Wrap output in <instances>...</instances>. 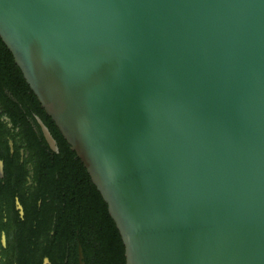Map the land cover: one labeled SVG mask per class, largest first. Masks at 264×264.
<instances>
[{
	"label": "water",
	"instance_id": "1",
	"mask_svg": "<svg viewBox=\"0 0 264 264\" xmlns=\"http://www.w3.org/2000/svg\"><path fill=\"white\" fill-rule=\"evenodd\" d=\"M0 40L124 264H264V0H0Z\"/></svg>",
	"mask_w": 264,
	"mask_h": 264
},
{
	"label": "trees",
	"instance_id": "2",
	"mask_svg": "<svg viewBox=\"0 0 264 264\" xmlns=\"http://www.w3.org/2000/svg\"><path fill=\"white\" fill-rule=\"evenodd\" d=\"M3 90L15 100L8 99V104L26 109L39 134L33 115L42 120L57 145L55 152L42 137L41 142L33 140V143L26 135L27 147L38 159L35 164L37 186L28 196L21 190L25 186V170L13 166L17 174V196L24 206L23 219L19 220L17 215L14 217L17 229L15 264H44V258L48 259L47 264H78L79 245L84 264H124L123 245L105 203L75 153L45 115L0 40V92ZM28 128L32 130L29 125ZM0 148L6 152L2 154L5 157V142ZM12 162L16 164V161ZM13 199L14 194L0 189V201H5L11 209ZM3 264L12 263L6 260Z\"/></svg>",
	"mask_w": 264,
	"mask_h": 264
},
{
	"label": "flooded vegetation",
	"instance_id": "3",
	"mask_svg": "<svg viewBox=\"0 0 264 264\" xmlns=\"http://www.w3.org/2000/svg\"><path fill=\"white\" fill-rule=\"evenodd\" d=\"M8 99L13 102L15 101L7 90L0 92V147L4 142L7 145V154L5 157L3 155L6 152H2L0 148V189L14 194V199L13 209L8 207L4 203L5 201H0V264H3L6 260L15 264L17 254L15 232L17 229L15 228L14 217L17 215L19 220H22L24 217V206L17 196L18 192L15 183L17 174L13 166H18V168L25 170V186L21 190L28 196L30 191L37 186L36 178L38 175H35V164L38 159L27 147L25 138L28 134L31 137L30 142L33 143H35L33 140H38L37 142L39 143L41 142L40 137L43 138L39 126L40 134L37 132L31 116L27 114L26 109L19 105L8 104ZM33 117L36 122V117L38 116L34 114ZM28 125L31 126L32 130L28 128ZM32 131L34 134H31ZM12 161H16V164L14 165ZM7 178L11 181L9 182ZM38 205H40V201H38ZM43 263L47 264L48 259L44 258Z\"/></svg>",
	"mask_w": 264,
	"mask_h": 264
}]
</instances>
